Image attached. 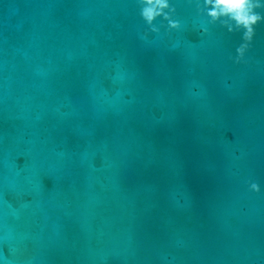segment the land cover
<instances>
[{"label": "water", "instance_id": "water-1", "mask_svg": "<svg viewBox=\"0 0 264 264\" xmlns=\"http://www.w3.org/2000/svg\"><path fill=\"white\" fill-rule=\"evenodd\" d=\"M171 3L0 0V264H264V23Z\"/></svg>", "mask_w": 264, "mask_h": 264}, {"label": "clouds", "instance_id": "clouds-1", "mask_svg": "<svg viewBox=\"0 0 264 264\" xmlns=\"http://www.w3.org/2000/svg\"><path fill=\"white\" fill-rule=\"evenodd\" d=\"M138 2L140 15L151 32H160V27L155 23L158 18L168 22L169 31L181 28L180 21L173 19L176 8L171 0H138ZM197 8L201 14L209 18L210 23H220L229 32L242 33V43L237 47L235 57L237 63L242 62L256 35V27L264 23V13L257 11L264 9V3L261 0H197ZM249 187L251 191L257 193L261 191L260 185L256 182H250Z\"/></svg>", "mask_w": 264, "mask_h": 264}]
</instances>
